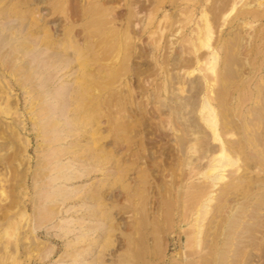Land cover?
<instances>
[{
    "label": "rangeland",
    "instance_id": "rangeland-1",
    "mask_svg": "<svg viewBox=\"0 0 264 264\" xmlns=\"http://www.w3.org/2000/svg\"><path fill=\"white\" fill-rule=\"evenodd\" d=\"M2 10L28 25L35 52L69 60L45 71L43 102L81 85L88 123L49 152L34 94L0 61V264H264V0H0ZM57 186L70 194L38 219V194Z\"/></svg>",
    "mask_w": 264,
    "mask_h": 264
},
{
    "label": "bare ground",
    "instance_id": "bare-ground-1",
    "mask_svg": "<svg viewBox=\"0 0 264 264\" xmlns=\"http://www.w3.org/2000/svg\"><path fill=\"white\" fill-rule=\"evenodd\" d=\"M15 21L16 20L10 19V17L8 16V14L6 12L0 13V61H1V63L5 62V64H7V65L9 64L10 66H13L12 70L13 71L15 70L14 72H16V74H17L16 76H18L19 85L22 87V89L27 90L30 94H34L35 100L33 98L32 99L35 102L37 101L39 104V106L36 104L35 108L36 107L37 108L39 107V108L37 111L31 112V114L33 116V123H32L33 128L35 127L36 131L38 132V136L41 137V139H42L41 142H45V143L47 142L48 143V148L50 149L49 152L54 153V151H53L54 149L52 146L55 143H57L59 141H63L67 137H71V136L79 134V132L77 130L78 127L81 125H84V124L86 125L88 123V120L86 118H83L84 115H86V111L83 110L84 108H86V107H84L85 105H83V103L85 101V95H84L85 89L81 85H78V84H76L75 86L73 85V87L71 86L70 89H66L63 87L62 91H60L58 93V97L54 100L56 106H55V104H49L47 102H43V97L41 96V94H43V92L40 93L37 91V89H38V87H39V89L40 88L45 89L46 87H48L50 84L49 83L50 80L53 78L52 74H46L45 71L54 70L56 68L63 69L70 64L69 60L67 58H65L63 55L60 56L58 54V52L55 53V52L51 51L49 53H46L44 50L39 49V48H38L37 52H35V50L39 44L38 41L34 42V40H28L27 42H24L26 38L24 39L23 35L24 36L26 35L25 32L28 28V25H25L23 23L20 25V23H17ZM206 28H205V30L208 31V29H206ZM207 31L205 32V34L207 33ZM206 35L208 36V33ZM39 41H40V39H39ZM202 45H206V44H202ZM58 47L60 48V50L65 49V47H63L61 45H59ZM45 50H47V47L45 48ZM72 51L75 54L78 53V50L75 47L72 48ZM212 69H213V66L212 67L210 66V70H212ZM49 93H51V92H49ZM32 97H33V95H32ZM86 100H89V99H86ZM64 107L66 108L67 113L73 114V118H71L69 122L61 120V118L65 117L66 114L64 115L63 113H61V115H58V116L56 114H54L55 111H57L58 109L64 108ZM64 113H66V112H64ZM261 113H262V111H261ZM55 115H56V118H55ZM213 129H214V127H213ZM213 136L215 138L217 137V134L215 133V129L213 130ZM215 138H213V139H215ZM47 143L45 145H47ZM225 155L220 150L219 158L220 159H228ZM216 161L217 160H215V162ZM226 162L228 163L227 160H226ZM224 165H225V162H224ZM226 165H230V164H226ZM211 169H212V167H211ZM76 178H79V177L69 178L67 176L65 178L60 174H56L55 178L52 179V182H55V181L60 180V179H64V180L69 181L71 179H76ZM43 181L44 180H42V182ZM43 184H45V183H42V185ZM46 184L49 185V183H46ZM194 187H196V186H194ZM38 189H40V188H38ZM42 194H43V196L42 195L40 196V194H38L39 198L40 197H42V198H41L40 203H39L40 207L38 206L39 210L35 208L37 211V217H38V219L40 217H45V219H47V218L50 219L55 215V213L57 214V212L59 211L57 209L58 211L55 212V210H56V209H54V208H56V206H54L55 202L59 203V202H57V200L61 199L60 200L61 201L60 206H61V203L65 201L64 199H67L66 197L70 194V192L66 191L61 186H57L56 188H53L50 191L46 190L45 193H42ZM93 194L94 195H92V199H95L98 201L100 199V197H98L97 194L95 195V192ZM35 207H36V205H35ZM100 207H102V204H100L98 202H97V204H95L91 207L90 211L93 214L92 216H94L95 218L98 215L104 216L102 213L103 211H101V209H99ZM91 212H90V214H91ZM35 213L36 212H34V214ZM90 214H89V216H90ZM97 218H99V217H97ZM34 221L36 222V220H34ZM100 225L101 224H96L94 227L88 226L87 230H92L94 228L97 230ZM60 230L65 231V230H70V229H67L65 227H61ZM104 230H105V228H104ZM106 230H110V228H108V229L106 228ZM84 235H86V234H84ZM79 238H82V237H78V239Z\"/></svg>",
    "mask_w": 264,
    "mask_h": 264
}]
</instances>
